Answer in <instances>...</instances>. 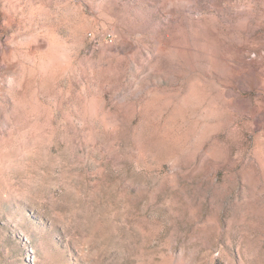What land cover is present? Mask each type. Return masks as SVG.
I'll list each match as a JSON object with an SVG mask.
<instances>
[{"label":"rangeland","instance_id":"obj_1","mask_svg":"<svg viewBox=\"0 0 264 264\" xmlns=\"http://www.w3.org/2000/svg\"><path fill=\"white\" fill-rule=\"evenodd\" d=\"M0 264H264V0H0Z\"/></svg>","mask_w":264,"mask_h":264},{"label":"built area","instance_id":"obj_2","mask_svg":"<svg viewBox=\"0 0 264 264\" xmlns=\"http://www.w3.org/2000/svg\"><path fill=\"white\" fill-rule=\"evenodd\" d=\"M108 36L110 37L111 35L109 34Z\"/></svg>","mask_w":264,"mask_h":264}]
</instances>
